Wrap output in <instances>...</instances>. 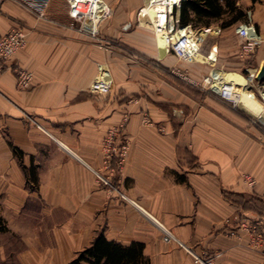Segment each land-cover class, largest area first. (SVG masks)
I'll list each match as a JSON object with an SVG mask.
<instances>
[{
	"label": "crops",
	"instance_id": "obj_1",
	"mask_svg": "<svg viewBox=\"0 0 264 264\" xmlns=\"http://www.w3.org/2000/svg\"><path fill=\"white\" fill-rule=\"evenodd\" d=\"M100 2L99 23L84 32L68 0H49L42 15L18 0L0 3V38L21 28L28 38L9 66L34 75L23 91L13 71L0 76V215L8 229L0 264H73L101 234L123 249L142 246L137 264H264V244L253 248L233 220L261 223L264 234V110L234 109L172 73L182 68L202 83L218 71L264 105L263 89L252 88L264 40L241 58L237 24L183 27L181 2L173 18L198 35L202 60L194 53L179 64L155 35L150 0ZM104 72L111 91L93 94ZM111 132L114 146L129 145L121 167L112 156L113 171L104 166Z\"/></svg>",
	"mask_w": 264,
	"mask_h": 264
},
{
	"label": "built area",
	"instance_id": "obj_2",
	"mask_svg": "<svg viewBox=\"0 0 264 264\" xmlns=\"http://www.w3.org/2000/svg\"><path fill=\"white\" fill-rule=\"evenodd\" d=\"M3 0H0V3ZM101 1V0H100ZM99 0H68V8H69V17L76 23H80L79 31L84 32L88 31V28L93 24L94 19L100 13ZM18 2L23 4L24 6L32 9L33 11H37L40 15H42L46 11V6L49 4V0H18ZM182 0H150V5L159 6L161 8L155 15V23H154V32L155 35H166V44L168 46L169 52L173 54L179 64H186L193 59L194 51L189 48V44L192 41L190 38L189 32H182L183 29H178V24L175 22L173 18V13L176 7H179V4ZM99 23V21H98ZM249 30L254 32V36L250 34ZM177 33H181L182 35L176 41H174V36ZM237 33L244 39L243 44L241 45V58H249L258 48V46L262 43L260 37L255 32L254 26L245 25L237 30ZM28 44L27 34L23 28L21 29H12L5 36L0 38V76L5 74L8 71H13L16 77V82L18 88L23 90H28L31 88L34 80V75L30 71L20 68L9 66V63L18 55L20 52L26 48ZM256 82L253 87H259L260 90H264V81H258L257 77L259 76L260 70L256 69ZM172 73L178 79L186 82L189 86L196 88H204L208 91H213L218 93L219 98L223 103L230 105L232 108H239L237 105V101L239 100L240 94H238L235 84L226 81L220 75L221 73L218 71L212 70L202 83L193 80L188 76V73L182 68H174ZM91 91L93 94H102L109 95L111 91V82L109 79L108 73H101L93 83L91 87ZM263 98V96H262ZM114 132H111V139L105 144V149L107 157L105 165L108 170H114L112 166H110V160L114 154H119L120 161L118 162L119 167L122 166L127 154L129 145L126 144L121 148L114 146L113 141ZM97 179L104 185L109 186L110 188H115L112 184V181L103 178L102 175L97 172ZM250 186H254L255 182L253 180H248ZM234 221L240 223V229H244L246 233H248L251 237V246L253 248L258 249L264 244V234L262 231L261 223H250L247 220H240L239 217H234ZM230 223L231 220L228 219ZM231 235H234L231 233ZM197 261L199 264H213V259L210 258L209 261L205 262L197 257Z\"/></svg>",
	"mask_w": 264,
	"mask_h": 264
},
{
	"label": "trees",
	"instance_id": "obj_3",
	"mask_svg": "<svg viewBox=\"0 0 264 264\" xmlns=\"http://www.w3.org/2000/svg\"><path fill=\"white\" fill-rule=\"evenodd\" d=\"M239 0H187L182 2L181 26H207L211 19L220 20L222 29L236 25L238 22L247 21V14L238 6ZM253 5H264V0H248ZM193 16V17H192ZM16 152V151H15ZM31 182L37 183L34 174ZM5 221L0 215V232H7ZM142 246H132L123 249L115 243H109L101 234L90 248L82 252L73 264H137L141 258ZM147 264V262L145 263Z\"/></svg>",
	"mask_w": 264,
	"mask_h": 264
},
{
	"label": "bare ground",
	"instance_id": "obj_4",
	"mask_svg": "<svg viewBox=\"0 0 264 264\" xmlns=\"http://www.w3.org/2000/svg\"><path fill=\"white\" fill-rule=\"evenodd\" d=\"M100 1V0H99ZM102 2H99V7H100V12H101V10H102ZM150 7H149V9L150 8H154V7H156V8H158V10H157V12L158 11H160L161 10V8L159 7V6H154V5H149ZM157 12H155V14H154V18H153V20H154V23H155V15H156V13ZM147 14V12H144V13H142V15H141V20H144V16ZM99 17H102V15H99ZM100 19H98V16L94 19V21H93V24L96 26L97 24H98V21H99ZM182 32H185V31H182ZM249 32H250V34H251V36L253 35L254 36V32H252V30H249ZM207 33V32H206ZM209 33H212L213 35L215 34V32L214 31H210ZM191 35H190V38H192L191 40V42H190V44H189V48L191 49V50H193L194 51V53H195V50L197 49L196 47H197V43H196V38L198 39V35L197 34H195V33H190ZM204 34V33H203ZM182 35V34H181ZM158 36H162V37H164V41H163V45L165 46V48L167 47L168 48V46H167V44H166V35H162V34H159ZM175 36H177V35H175ZM173 37L174 38V41H176V37ZM202 37H200V38H205L206 37V34H204V35H201ZM195 59H198V60H202L201 59V57L200 56H198L196 53H195ZM212 59H214V58H212ZM264 67V66H263ZM217 76H220V75H218L217 74ZM221 77H223L224 78V76H222L221 75ZM225 80H227V77L226 78H224ZM236 90H237V92H238V94H240V96H239V100L237 101V105H238V107H241L244 111H246V112H248V113H250V114H252L253 116L254 115H258L259 114V111L261 110V108L264 110V105H263V103H260V101L255 97V94H254V92L252 93L251 91H246L245 89H243L242 87H239L238 89L236 88ZM263 98H264V93H263ZM262 120L264 121V115H262Z\"/></svg>",
	"mask_w": 264,
	"mask_h": 264
},
{
	"label": "rangeland",
	"instance_id": "obj_5",
	"mask_svg": "<svg viewBox=\"0 0 264 264\" xmlns=\"http://www.w3.org/2000/svg\"><path fill=\"white\" fill-rule=\"evenodd\" d=\"M241 8L245 9V11H246L245 13L247 14L248 19L245 22L242 21V22L237 23V26H235V31L237 32L238 29H240L241 27H243L245 25L254 26L255 32H257V35L260 37L261 41H263L264 40V5L257 4V6H255V7L254 6L247 7L245 4L242 3ZM262 46L264 47V43L262 44ZM176 63H178V62H176ZM180 81H182V80H180ZM182 82H184V81H182ZM184 83L187 84L186 82H184Z\"/></svg>",
	"mask_w": 264,
	"mask_h": 264
},
{
	"label": "water",
	"instance_id": "obj_6",
	"mask_svg": "<svg viewBox=\"0 0 264 264\" xmlns=\"http://www.w3.org/2000/svg\"><path fill=\"white\" fill-rule=\"evenodd\" d=\"M258 75L259 76L257 77V80L263 82L264 81V67L261 68V70H260Z\"/></svg>",
	"mask_w": 264,
	"mask_h": 264
}]
</instances>
